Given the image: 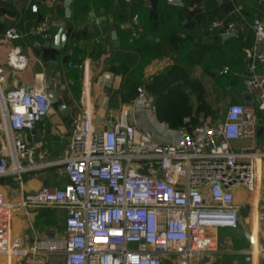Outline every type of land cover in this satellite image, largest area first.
<instances>
[{
	"label": "crops",
	"instance_id": "crops-1",
	"mask_svg": "<svg viewBox=\"0 0 264 264\" xmlns=\"http://www.w3.org/2000/svg\"><path fill=\"white\" fill-rule=\"evenodd\" d=\"M178 7L180 17L167 24ZM256 18H264V0H182L181 5L170 0H75L71 18L65 16L64 0H0V89L29 86L46 91L52 86L61 95L33 129L18 133L32 155L18 157L21 173L0 178V193L9 202H19L43 187L62 188L69 182L61 161L72 153V121L87 104L96 129L112 127L128 110L142 130L168 143L180 142L200 126L218 127L225 114L216 118L214 107L255 104L257 91L245 79L252 63L264 75V56L257 54L251 26ZM215 22L223 26L214 27ZM43 26L47 34L41 32ZM12 27L19 38L7 37ZM61 27L68 40L56 49L53 43ZM15 48L28 60L23 69L8 62ZM128 77L133 83L129 87ZM140 86L145 106L135 104ZM184 96L188 104L208 106L211 112H200L194 124L188 117L187 125L174 126L171 107ZM61 105L67 110L61 111ZM258 120L257 136L232 141L236 150L264 149V113H258ZM8 142L9 129L0 113V155ZM258 173L254 191H235L238 227L219 231L217 249L193 257L190 264H264V161ZM65 218L61 207H21L10 213L8 227L29 247L36 239L63 235ZM0 264H64V256L2 254ZM164 264H177V259L168 257Z\"/></svg>",
	"mask_w": 264,
	"mask_h": 264
},
{
	"label": "built area",
	"instance_id": "built-area-1",
	"mask_svg": "<svg viewBox=\"0 0 264 264\" xmlns=\"http://www.w3.org/2000/svg\"><path fill=\"white\" fill-rule=\"evenodd\" d=\"M251 26L255 45L264 47V18L254 19ZM40 30L47 34L46 26ZM6 34L20 37L13 27ZM8 62L17 69L28 65L16 48ZM245 85L257 91L255 104L229 105L218 127L200 126L178 143L142 130L128 110L112 127L96 129L87 104L72 121V153L61 161L69 182L62 188L43 187L19 202L0 193V255L59 253L64 264H164L175 257L177 264H190L193 257L216 250L218 232L240 222L236 189L254 191L264 161V149L236 150L232 145L255 138L258 113H264V75L257 73L255 63ZM137 92L135 104L145 106L144 87ZM52 108L44 89H0V113L9 129L0 178L23 171L18 157H30L32 149L18 133L33 129ZM21 207L64 208L63 235L42 237L26 247L8 227L10 213Z\"/></svg>",
	"mask_w": 264,
	"mask_h": 264
},
{
	"label": "trees",
	"instance_id": "trees-1",
	"mask_svg": "<svg viewBox=\"0 0 264 264\" xmlns=\"http://www.w3.org/2000/svg\"><path fill=\"white\" fill-rule=\"evenodd\" d=\"M231 4H230V8H231ZM181 14V9L178 7L176 8L174 11H172V13L169 14L168 18H167V24L171 23L173 20L176 19V17H180ZM160 76H157V80H160ZM130 85H133L131 78L128 77L127 81H126V86L129 87ZM176 105L171 107V111H172V117L174 119V121L172 122V125L174 126H181V125H187L185 123V119L186 118H190L191 119V124L195 123L196 119H197V115L200 114V112H204L205 110L211 112L210 107H206L205 105H200V106H193L191 104H188V101L186 99V97H182V98H178L176 100ZM213 112V111H212Z\"/></svg>",
	"mask_w": 264,
	"mask_h": 264
},
{
	"label": "water",
	"instance_id": "water-1",
	"mask_svg": "<svg viewBox=\"0 0 264 264\" xmlns=\"http://www.w3.org/2000/svg\"><path fill=\"white\" fill-rule=\"evenodd\" d=\"M7 1H12V0H7ZM75 0H64V7H65V16L66 18H71L72 17V4ZM171 3L176 4V5H181L182 4V0H170ZM6 25L8 27H11L12 23L6 22ZM113 39L116 40L117 39V34L116 31H113ZM68 40V37L65 33V29L64 27H61L57 33V35L55 36V41L53 43V46L56 49H61L66 45V42ZM257 54L258 55H263L264 56V47L263 46H259V48L257 49ZM47 82V81H46ZM45 82V85H48ZM26 90H29L30 87L26 86L25 87ZM46 93L48 95V97L50 98V100L52 101L53 105L57 104L60 100H61V95L54 89V87L49 86L47 87ZM60 110L61 111H66V106L65 105H61L60 106ZM263 221H264V217H263ZM262 246L264 248V243H262Z\"/></svg>",
	"mask_w": 264,
	"mask_h": 264
},
{
	"label": "rangeland",
	"instance_id": "rangeland-1",
	"mask_svg": "<svg viewBox=\"0 0 264 264\" xmlns=\"http://www.w3.org/2000/svg\"><path fill=\"white\" fill-rule=\"evenodd\" d=\"M214 116L217 118V117H222L224 116L226 110H227V107H214Z\"/></svg>",
	"mask_w": 264,
	"mask_h": 264
}]
</instances>
